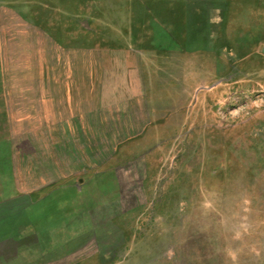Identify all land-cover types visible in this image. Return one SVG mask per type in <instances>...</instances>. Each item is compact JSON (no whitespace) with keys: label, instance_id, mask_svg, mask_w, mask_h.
<instances>
[{"label":"rangeland","instance_id":"rangeland-1","mask_svg":"<svg viewBox=\"0 0 264 264\" xmlns=\"http://www.w3.org/2000/svg\"><path fill=\"white\" fill-rule=\"evenodd\" d=\"M255 1L0 0V264H264Z\"/></svg>","mask_w":264,"mask_h":264},{"label":"crops","instance_id":"crops-1","mask_svg":"<svg viewBox=\"0 0 264 264\" xmlns=\"http://www.w3.org/2000/svg\"><path fill=\"white\" fill-rule=\"evenodd\" d=\"M216 3H219V5L218 6H215V8H214L215 9L214 16H210L209 15L210 16V19L208 17L207 20H210L211 23H212V20L213 19L214 20H218L220 26H222L221 28H224V27L227 26V19L226 18L229 17V13L230 12L223 10L224 4H225V2H223V0H220V1L218 0V2H216ZM254 3L255 4L257 3V6L255 4H253L254 6H252L253 7L252 8L253 10L250 12L251 14H249V19H251V20L252 19L254 20L256 18H258V19L261 18V9H262V5L261 4H264V0L263 1L257 0ZM263 25H264V22H263ZM262 28H264V27L261 26V22L256 23V24H252L251 27H250V30H251L250 32H252L254 34L255 33L256 34H259L261 31H263ZM219 33H221V31ZM8 98H9V96H8ZM5 99L6 98L3 97V100H5ZM8 105H9V103H8Z\"/></svg>","mask_w":264,"mask_h":264},{"label":"water","instance_id":"water-1","mask_svg":"<svg viewBox=\"0 0 264 264\" xmlns=\"http://www.w3.org/2000/svg\"><path fill=\"white\" fill-rule=\"evenodd\" d=\"M264 52V51H263Z\"/></svg>","mask_w":264,"mask_h":264}]
</instances>
